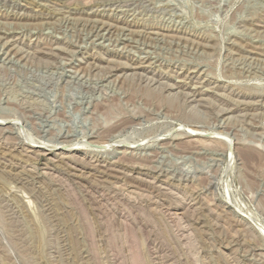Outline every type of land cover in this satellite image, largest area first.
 I'll list each match as a JSON object with an SVG mask.
<instances>
[{
  "label": "rangeland",
  "instance_id": "obj_1",
  "mask_svg": "<svg viewBox=\"0 0 264 264\" xmlns=\"http://www.w3.org/2000/svg\"><path fill=\"white\" fill-rule=\"evenodd\" d=\"M263 236L264 0H0V264H264Z\"/></svg>",
  "mask_w": 264,
  "mask_h": 264
},
{
  "label": "bare ground",
  "instance_id": "obj_2",
  "mask_svg": "<svg viewBox=\"0 0 264 264\" xmlns=\"http://www.w3.org/2000/svg\"><path fill=\"white\" fill-rule=\"evenodd\" d=\"M122 139H123V138H122ZM223 141H224V140H223ZM106 143H107V142H106ZM117 143H118V142H117ZM117 143H116V144H117ZM94 144H95V143H94ZM114 144H115V142H114ZM101 145H103V144H101ZM101 145H100V146H101ZM104 145H105V144H104ZM117 145H118V144H117ZM67 146H68V145H67ZM100 146H99V147H100ZM52 148H53V147H52ZM101 148H102V147H101ZM104 148H105V147H104ZM100 151H101V150H100ZM247 152H248V151H247ZM246 154H247V153H246ZM246 154H245V156H246ZM251 154H252V153H251ZM243 156H244V155H243ZM248 156H250V155H247L246 157H248ZM246 157H245V158H246ZM250 158H251V157H250ZM263 237H264V236H263Z\"/></svg>",
  "mask_w": 264,
  "mask_h": 264
}]
</instances>
